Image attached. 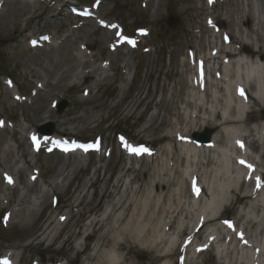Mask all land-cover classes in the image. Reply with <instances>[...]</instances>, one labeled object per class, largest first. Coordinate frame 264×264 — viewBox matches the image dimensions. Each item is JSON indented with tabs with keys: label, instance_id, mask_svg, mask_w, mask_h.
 <instances>
[{
	"label": "bare ground",
	"instance_id": "bare-ground-1",
	"mask_svg": "<svg viewBox=\"0 0 264 264\" xmlns=\"http://www.w3.org/2000/svg\"><path fill=\"white\" fill-rule=\"evenodd\" d=\"M259 1L258 11L252 0H198L199 6L191 0L184 7L191 14L190 24L183 28L182 41L178 45L179 36H171V43L164 46L170 49L169 58L176 65L173 72L168 73L169 77L177 78L173 81V93L168 101L161 97L154 102L153 96L139 100L144 105L143 113L152 106L163 110L162 114L158 111L151 115L147 126L140 130L150 131L149 138L137 141L143 148L150 145L149 149L138 153L135 147L129 159L138 158L137 165L123 164L120 175L114 180L103 181L101 178L102 187L97 185L100 179L97 177L92 184L95 210L79 213L81 220L74 223L79 230L63 227L66 237L62 243L69 245L73 236L82 234V220L90 218L87 226L90 230L84 240H91L92 246L86 243L85 248L76 250L77 253L86 248L89 250L85 253V264H138L131 260L128 252L118 259L110 256L112 252L119 255L124 248H139L147 257V264H197V258L204 256V260L205 255L211 257L212 264H263V230L258 229L260 220L256 219L260 212L264 217V132L258 122L264 112L255 114L257 109L264 111V0ZM40 3L45 7L55 6L52 1ZM64 3L70 7L68 1ZM96 3L97 8L102 9L103 5ZM38 5L29 0H0L2 24L7 10L20 14L14 21L10 42L16 41L19 45L18 34L15 35L19 28L20 35L27 39L24 32ZM57 7V14H62L60 6ZM90 11L89 21L95 23V12L92 13V8ZM106 28L109 29L107 49L116 52L114 57L120 59L122 51L118 48L125 46L124 53H129L133 46L112 30V26ZM73 37L72 33L60 37L55 30L53 38L59 42L55 40V44H50L48 54L38 53L35 61L43 74L27 67L35 79L31 86H38L29 105L44 97L35 106V117L24 120L28 124L33 125L44 112H49L46 101L62 92L59 87L62 81L73 75L75 66L80 65L70 44ZM51 40L49 35L45 43ZM5 46L11 44L6 42ZM86 54L87 58L81 61L83 66L97 62L95 54ZM244 58L249 60L251 68H247L248 62ZM100 69L99 65H94L82 75L83 79L92 78V72ZM21 76L24 78L25 74ZM239 89L243 91V106L239 104ZM3 94L11 97L12 93L5 88ZM46 115L52 116L51 112ZM202 127L211 131L209 142L190 141L192 132ZM89 138L93 140V136ZM54 139L47 138L44 142L37 138V142L31 140L30 144L39 148L38 154L46 149L59 156L76 153L62 149ZM21 142L19 146H22ZM123 144L118 140L117 149L119 154L126 155ZM244 147L249 148L250 153L245 152ZM95 149L94 145H83L81 151L89 155ZM144 153L148 154L149 162ZM23 155H26L24 150ZM6 157L8 154L3 160L0 158V167ZM73 157L79 161L76 155ZM246 162L253 164L252 171ZM257 171L259 179L253 175ZM125 177L128 184L124 194L112 201ZM50 191L55 193L53 188ZM68 198L64 206H70L72 211ZM45 201L33 215L22 216V220L30 217L33 223L47 222L41 232L33 233L34 239L41 237L52 223L49 213L46 214L50 204ZM109 201L110 209L104 215L105 202ZM14 213L10 214V220L14 219ZM92 213L94 216L91 217ZM114 219L116 224L112 222ZM251 235L260 236L251 239ZM217 243H220L219 250H215ZM31 249V244L24 248Z\"/></svg>",
	"mask_w": 264,
	"mask_h": 264
},
{
	"label": "rangeland",
	"instance_id": "rangeland-1",
	"mask_svg": "<svg viewBox=\"0 0 264 264\" xmlns=\"http://www.w3.org/2000/svg\"><path fill=\"white\" fill-rule=\"evenodd\" d=\"M29 1L31 3L36 1L39 5L34 8L36 12L24 32L27 39L24 40L23 35H20L21 28L17 29L15 35L18 34L19 45L16 41H10L15 29L14 21L20 17V14L17 11L11 13L7 10L4 24L0 22V92H2L0 94V158L3 160L6 154L9 156L0 167V171L3 172L0 175V260L3 262L0 264H5V261L8 264H85L87 262L85 253L89 250L86 248L79 253L76 250L85 248L86 243L92 246L91 240H84V236L90 230L87 227L90 218L82 220V234L73 236L69 245L62 243V239L66 237L63 227L79 230L74 224L81 220L79 213L83 210H95L96 199L93 197L92 184L97 177L100 178L97 185L102 187L104 180H114L120 175V167L123 164L137 165L138 158L129 159L134 146L139 143L138 140L149 138L150 134L149 130L144 132L140 130L147 126L151 115L159 111L158 107L152 106L147 113H143L144 105L139 100L153 96L154 102L161 97L164 101H168L171 97L173 81L177 78L169 77L168 73L173 72L176 65L169 58L170 49L164 46L171 43V36L175 38L179 36L178 45L182 41V31L190 24L189 14H191L185 11L184 7L190 4L191 0ZM41 1L55 2V6L45 7V4L40 3ZM65 1L70 3V7L65 6ZM252 1L258 11L260 1ZM96 2L103 5L102 9L97 8ZM193 4L199 6L198 0H193ZM57 6H60L62 13L60 15L57 14L59 9ZM91 8L92 13L95 12L96 22L98 21L100 25L90 22L91 16L85 15L84 10ZM51 21L55 23L51 24ZM109 26H112V30L120 34L123 39L131 38L133 47L130 49L133 52L124 53L126 47H119L118 49L122 51L121 54L119 53L121 57L119 59L114 57L116 52L108 51L109 29L106 27ZM44 27L47 30H44ZM54 29L58 31L60 37L70 33L74 35L70 44L73 46L72 51L77 54V62L80 65L75 66L73 75L62 81L59 86L62 92H57L54 99L46 101L52 116L47 117L46 114L49 112H44L43 117L41 116L33 125L28 124L24 120L35 117V106L44 100V97H39L29 105L33 100L34 89L38 86H31V81L35 79L31 77L27 67L43 74L35 61L38 53L48 54L51 51L50 44H55V40L59 42L57 38H53ZM49 35L52 36L50 43L46 44L45 41L38 40V37L45 38ZM34 41L38 43L31 45ZM6 42L11 46H5ZM87 52L95 54L97 62L83 66L81 61L87 58ZM246 59L244 58L248 62L249 60ZM94 65H99L101 69L94 70L92 78L83 79L82 75ZM246 66L251 68L249 62ZM22 74H25L24 78ZM5 88L11 91V97L3 94ZM61 102H64V108L57 111L56 106ZM159 112L162 114L163 110ZM263 112L257 109L255 114L259 115ZM22 121H24L23 125ZM44 125L52 126L50 136L41 133ZM251 125L255 126V123ZM23 126L26 127V131L22 129ZM206 131L210 137L211 131L205 127L197 132L204 134ZM57 134L67 139L84 140L86 144H90L89 137L93 136L91 141L93 145L98 146L101 143V147L96 148L93 154L89 155L80 153L79 156V153H75L59 156L47 149L38 154L39 148H34V145L30 144L31 140L37 138L46 142L47 138ZM128 137L134 139H127ZM20 140L22 146H19ZM118 140L125 143L123 146L127 152H131L130 154H119ZM144 147L148 150L150 145ZM23 150L26 155H23ZM244 151L250 153L249 148H244ZM74 155L79 161L73 157ZM144 155L146 162H149L148 154L144 153ZM249 166V171H252L253 164ZM253 175L257 177L255 173ZM8 178L11 179V183L8 182ZM123 181V186L112 201L118 200L120 195L124 194L128 184L127 177ZM52 188L55 193L50 191ZM66 198H68L67 203L73 207L72 211L70 206H64ZM44 200L50 204L46 214L49 213V221L52 223L41 237L34 239L33 233L41 232L47 222L33 223L30 217L22 220V216L33 215L40 210ZM109 205L110 201L105 202L104 215L109 211ZM15 211L20 214L14 213ZM11 213L15 214L13 220L9 219ZM90 215L94 216L93 213ZM256 219L260 220L258 229L263 230L262 241H264L263 213L260 212ZM112 222L116 224L115 219ZM107 227L109 228L110 225ZM255 232L254 230L253 233ZM259 236L255 237L259 239ZM255 237L251 235L250 238ZM39 241L40 243L37 244ZM29 244L32 249L24 250ZM219 244L215 245V250L220 249ZM126 252L131 260L138 264H147L148 259L142 255L139 248H124L119 255L112 252L110 256L118 259ZM203 257L197 258V264H212L210 256L205 255L204 260Z\"/></svg>",
	"mask_w": 264,
	"mask_h": 264
},
{
	"label": "water",
	"instance_id": "water-1",
	"mask_svg": "<svg viewBox=\"0 0 264 264\" xmlns=\"http://www.w3.org/2000/svg\"><path fill=\"white\" fill-rule=\"evenodd\" d=\"M64 108V103H61L59 106H58V111H61L62 109ZM48 128H42V132L43 133H46V134H51L52 132V126L51 125H47ZM194 137L197 138V141H202V142H208V134L205 133L204 135H199L197 133L194 134Z\"/></svg>",
	"mask_w": 264,
	"mask_h": 264
},
{
	"label": "snow or ice",
	"instance_id": "snow-or-ice-1",
	"mask_svg": "<svg viewBox=\"0 0 264 264\" xmlns=\"http://www.w3.org/2000/svg\"><path fill=\"white\" fill-rule=\"evenodd\" d=\"M210 2H211V0H210ZM241 95H243V91H242V90H241ZM241 146H242V145H241ZM145 151H146V149H145ZM241 163H243V161H241ZM8 182H9V183L12 182L10 178H8ZM194 191H198V190H196V189L194 188ZM5 264H8V262L5 261Z\"/></svg>",
	"mask_w": 264,
	"mask_h": 264
}]
</instances>
